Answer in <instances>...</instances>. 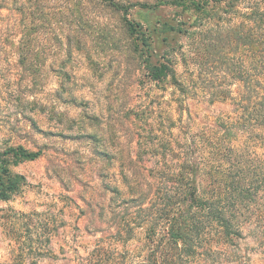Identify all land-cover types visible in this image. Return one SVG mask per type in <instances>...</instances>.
Returning a JSON list of instances; mask_svg holds the SVG:
<instances>
[{
    "label": "rangeland",
    "instance_id": "374dc122",
    "mask_svg": "<svg viewBox=\"0 0 264 264\" xmlns=\"http://www.w3.org/2000/svg\"><path fill=\"white\" fill-rule=\"evenodd\" d=\"M51 1L49 6L69 7L68 19L54 21L46 37L40 33L42 51L61 50L44 52L40 61L46 67L35 73L23 70L17 53L22 0H0V151L20 145L44 149L38 160L12 167L26 183L11 199L0 200V264H33L52 253L63 258L74 249L85 254L97 238L90 223L101 221V208L136 188L133 170L149 187L155 181L150 170L165 168L168 155L175 163L204 122L232 111V102L212 103L210 95L229 85L237 91L231 65L247 60L234 49L227 55L231 61L213 64L201 84L197 59L207 53L216 30L203 38L192 28L171 35L169 45L160 34L161 53L173 59L179 80L191 88L184 97L169 80L150 79L145 56L134 52L123 25L125 19L140 21L138 3L161 0ZM113 3L130 7L128 14ZM180 14L166 6L151 16L177 26ZM65 37L72 39L70 52ZM257 231L255 224L244 227L230 264H264ZM38 264L66 262L43 258Z\"/></svg>",
    "mask_w": 264,
    "mask_h": 264
},
{
    "label": "trees",
    "instance_id": "16d2710c",
    "mask_svg": "<svg viewBox=\"0 0 264 264\" xmlns=\"http://www.w3.org/2000/svg\"><path fill=\"white\" fill-rule=\"evenodd\" d=\"M51 3L22 0L18 8L17 53L25 72L33 68L40 73L46 67L41 55L61 50L56 46L42 51L38 45L41 32L46 37L54 21L68 19L64 10L69 7ZM111 5L120 13L130 10L118 3ZM138 6L140 21L125 19L123 24L134 52L145 56L152 81L169 80L184 97L191 88L179 80L173 59L161 53L160 34H166L163 41L169 45L171 35L192 28L198 27L203 38L216 30L207 53L197 59L201 60L197 65L201 84L207 83L203 74L212 71L213 64L231 61L228 53L237 50L245 56L246 62L231 65L238 90L230 85L216 87L210 95L212 103L232 102V111L204 122L188 145H182L175 163L168 155L171 160L165 159V164L169 162L165 168L150 170L155 181L149 187L133 170L136 188L127 198L101 208V221L90 223L97 238L85 254L74 249L70 256L52 253L40 259L66 264H230L231 249L244 238L246 225L255 224L264 242V0H161ZM166 6L180 10L179 25L154 21L151 15ZM65 39L70 52L72 39ZM183 58L191 59L185 53ZM181 104H185L183 99ZM43 155V148L33 151L21 145L0 151V200L11 199L25 186V177L13 173L12 167Z\"/></svg>",
    "mask_w": 264,
    "mask_h": 264
}]
</instances>
